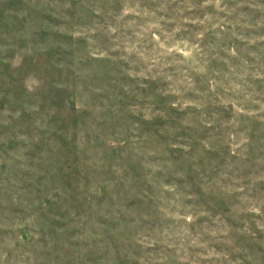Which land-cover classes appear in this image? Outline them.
Instances as JSON below:
<instances>
[{
  "label": "rangeland",
  "instance_id": "rangeland-1",
  "mask_svg": "<svg viewBox=\"0 0 264 264\" xmlns=\"http://www.w3.org/2000/svg\"><path fill=\"white\" fill-rule=\"evenodd\" d=\"M0 264H264V0H0Z\"/></svg>",
  "mask_w": 264,
  "mask_h": 264
}]
</instances>
